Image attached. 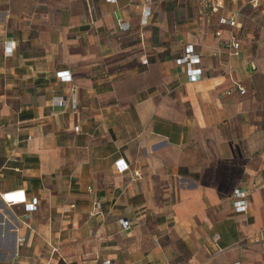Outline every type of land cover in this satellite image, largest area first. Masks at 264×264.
I'll return each instance as SVG.
<instances>
[{
    "label": "crops",
    "instance_id": "obj_1",
    "mask_svg": "<svg viewBox=\"0 0 264 264\" xmlns=\"http://www.w3.org/2000/svg\"><path fill=\"white\" fill-rule=\"evenodd\" d=\"M252 2L214 14L198 0H0V264H264V0ZM236 10L230 56L218 19ZM187 45L199 81L178 63ZM16 190L36 209L2 202Z\"/></svg>",
    "mask_w": 264,
    "mask_h": 264
},
{
    "label": "built area",
    "instance_id": "obj_2",
    "mask_svg": "<svg viewBox=\"0 0 264 264\" xmlns=\"http://www.w3.org/2000/svg\"><path fill=\"white\" fill-rule=\"evenodd\" d=\"M198 3L201 6L202 12H210V13H219L220 11L225 9V0H198ZM252 5L256 7L258 5V0H253ZM146 13V14H145ZM150 15L149 10L144 11V17ZM241 16L240 11H230L227 16H221L218 19V24L220 26H225L229 28V35L226 40H224L223 45L227 50L230 56H240L241 54V44L236 35V28L238 27V21ZM216 36L222 35V30L218 29L215 32ZM8 52L11 49L7 50ZM143 63H147V60H142ZM178 63L184 65L185 73L188 81H199L203 77V71L197 65L200 64V57L198 54L194 53L193 46L187 45L184 51V54L178 59ZM64 73H58V77L60 79H65L63 76ZM233 88L236 89L240 94H244L246 91L240 85L239 82L233 81ZM231 91H228L227 94H231ZM73 101L75 100V94H72ZM74 107H75V101ZM76 130L78 127L75 128ZM126 170V165L121 164L118 167H115L116 173H122ZM234 197L236 198L234 202V207L238 212H244L248 209L250 205V200L248 198V192L244 189H236L233 193ZM2 202L6 205H16L17 204H24L26 212H31L36 209V205L38 201L36 199H32L31 201H27L24 191L16 190V191H9L1 194ZM74 207L73 205L70 208ZM101 208V203L98 201L94 205V211L99 212ZM122 225L125 228H129L130 223L126 219H122ZM104 264H113L110 260L105 261Z\"/></svg>",
    "mask_w": 264,
    "mask_h": 264
}]
</instances>
